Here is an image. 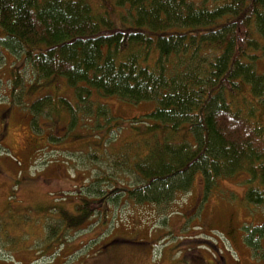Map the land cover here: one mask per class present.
<instances>
[{
  "label": "trees",
  "instance_id": "1",
  "mask_svg": "<svg viewBox=\"0 0 264 264\" xmlns=\"http://www.w3.org/2000/svg\"><path fill=\"white\" fill-rule=\"evenodd\" d=\"M97 2L0 0V72L8 71L7 80L0 78V100L1 85L18 104L40 91L29 104L33 114L48 107L52 116L64 108L70 123L80 112L92 117L87 142L98 144L97 152L117 141L119 130L133 131L117 142V159L108 162L132 182L121 183L114 170L100 167L86 184L92 197L75 204L73 214L55 202L44 209L50 233L80 231L107 212L93 207L94 200L170 204L188 191L196 172L206 186L243 175L246 202L264 209V73L255 68L264 52V0ZM27 67L29 83L22 80ZM60 83L73 102L49 91ZM102 97L155 107L124 129ZM139 149L144 156L134 154L128 163L126 154ZM254 230L259 238L246 241L253 251L261 248L264 261V222Z\"/></svg>",
  "mask_w": 264,
  "mask_h": 264
},
{
  "label": "rangeland",
  "instance_id": "2",
  "mask_svg": "<svg viewBox=\"0 0 264 264\" xmlns=\"http://www.w3.org/2000/svg\"><path fill=\"white\" fill-rule=\"evenodd\" d=\"M1 66L7 69L4 63ZM255 68L264 73V52L259 53ZM29 70L25 68L23 82L32 79ZM7 74L0 72V78L7 80ZM1 86L0 264H264L261 248L253 251L246 241L259 238L253 236L254 229L264 222V209L246 202L243 175L206 186L196 172L188 191L162 206L135 204L123 196L117 202L94 200L93 207L107 212L84 222L80 231L53 236L50 217L41 218L44 209L55 202L73 214L75 204L92 197L86 184L95 179L100 167L114 170L110 172L121 183L132 182L108 162L117 159V142L131 139L133 131L119 130L117 141L94 151L98 144L87 142L92 117L80 112L78 120L72 117L70 123L64 108L52 116L47 115L48 107L37 112L41 115L33 114L29 104L43 93L34 91L18 104ZM50 88L51 93L73 102L71 90L63 83ZM99 101L122 120L124 129L136 119H146L155 107L151 101L132 104L115 97ZM91 153L98 159L91 158ZM139 153L145 154L141 149L127 153V162ZM108 184L100 187L106 189ZM261 243L264 249V238Z\"/></svg>",
  "mask_w": 264,
  "mask_h": 264
},
{
  "label": "crops",
  "instance_id": "3",
  "mask_svg": "<svg viewBox=\"0 0 264 264\" xmlns=\"http://www.w3.org/2000/svg\"><path fill=\"white\" fill-rule=\"evenodd\" d=\"M96 252V251H95Z\"/></svg>",
  "mask_w": 264,
  "mask_h": 264
}]
</instances>
